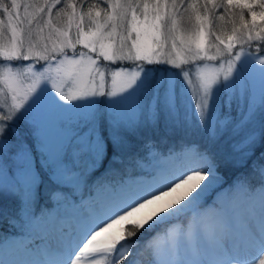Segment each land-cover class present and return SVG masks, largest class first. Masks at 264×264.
Instances as JSON below:
<instances>
[{"label":"snow or ice","instance_id":"6c2138e0","mask_svg":"<svg viewBox=\"0 0 264 264\" xmlns=\"http://www.w3.org/2000/svg\"><path fill=\"white\" fill-rule=\"evenodd\" d=\"M0 13V155L10 150L24 160L19 180L0 181V198L30 203L39 195L28 159L35 151L31 142L19 132L14 146L6 142L11 124L21 119L30 135L43 138L50 112L76 113L84 127L73 155L92 165L137 144L151 153L157 136L204 141L183 150L186 165L178 173L167 166L174 157L165 158L143 179L113 188L87 209L66 211L25 264H145V258L147 264H264V149L256 155L257 144H264V0H0ZM101 59L155 62L180 72L157 79L141 63L109 68ZM206 60L219 63L199 62ZM218 92L224 95L219 104ZM101 98L113 108L126 105L131 114L98 116ZM225 139L230 151L220 146ZM41 147L47 153L41 167L55 166L58 174L63 159L43 139ZM221 165L250 167L259 178L257 189L242 180L248 203L235 217L202 210ZM4 214L0 208V218ZM169 225L164 235L171 243L165 245L152 234ZM181 236L183 248L175 242ZM3 251L0 264H20Z\"/></svg>","mask_w":264,"mask_h":264},{"label":"rangeland","instance_id":"374dc122","mask_svg":"<svg viewBox=\"0 0 264 264\" xmlns=\"http://www.w3.org/2000/svg\"><path fill=\"white\" fill-rule=\"evenodd\" d=\"M222 11V10H221ZM21 12H23V9L21 8ZM53 12V16H54ZM2 16V15H1ZM94 27V26H93ZM228 29L231 31V25H227ZM182 29H188L190 28V25L187 23H183L181 25ZM87 30V28L85 29ZM229 31V30H228ZM135 34H133V37ZM10 38V34H9ZM70 38L75 40L76 39V30L75 27L70 32ZM226 38V37H225ZM211 39L214 41L215 37H211ZM118 40V37H117ZM255 44V42H254ZM129 43V47H130ZM240 45H236V50H239ZM247 47V45H245ZM264 49V46H263ZM77 51H87V49H83L80 45H77ZM166 51H171V45L169 43L168 48ZM214 52V49L212 50ZM71 54V53H69ZM173 55H175L173 53ZM160 59H165L166 57H159ZM157 57H153V61H155ZM28 62H35L34 60H30ZM200 63H208V64H218L219 61H199ZM27 63V62H24ZM40 63H36V67H40ZM100 63L102 65H105L109 68L116 67L119 65H123L126 67L131 68L135 63H141L145 67L146 70L149 72V76H155L157 79L160 78H167L173 73L178 74L180 72V69H177L175 67H171L166 64H157L153 62L152 64H148L147 62L144 61H120L116 60L115 62L113 61H103L101 59ZM185 68H190L191 65H185L183 66ZM255 67H259L258 65H255ZM182 79V77H179ZM29 80H25L24 83L27 84L29 83ZM99 81H97L98 83ZM258 83V81H257ZM49 91L51 89L49 88ZM224 99L223 92H218L217 93V104H219L222 100ZM96 106L98 108V113L97 115H103L106 120L110 118V115H115L119 114L122 118H127L131 112L130 109L126 105L122 106H117L113 108L112 106L109 105L107 98H101L100 100L96 101ZM232 115L236 116L237 112L235 109V105L233 106V111ZM21 122V123H20ZM28 125L26 122L21 119L17 122H13L10 126V130L8 133V136L6 137V142L8 148H11L14 146L13 140H16V133L19 131L21 135L27 136L28 139L31 140L30 137L34 138L35 141V152L37 154V158L34 156V152H29L28 154V159L32 164L33 167V172L36 174V184L39 186V195L34 196L32 198V201L29 203L24 200L23 197L20 199L12 198V197H7V198H0V208L4 209V213L9 216V219H4L6 220V223L9 224V226H13L14 230H18L19 232H13L9 233L11 236L8 238L6 242H1L0 243V248H3V255L5 259H12L14 261H19L20 264H25V258L24 256L17 255L19 254V248L16 245L17 240L27 237L32 234L34 231L35 227L39 225L41 229H43V226H45V223L47 221L54 219L56 216H63V214L66 211H74L75 207L77 206V200L81 201L83 198H89L91 195L87 194L88 191H92L95 194H105L107 191L105 190L106 186L102 183L104 179H107L109 177L114 178V180H111L110 184H117L115 187H119L121 184L126 183L130 180L138 179L140 178V173L142 171H146L150 169V165L146 164L147 163V158L152 162H155L157 166L161 165L164 161L165 158L168 157H174L175 151L178 149L184 150L186 147H191L194 144L201 143L203 144V139L199 135H190L186 137H170V138H163L160 136H157L152 140V144L155 145V147L152 148V152H145L143 150V145L142 144H137L135 147V150L132 152H123L120 153L118 156H108L105 162V167L108 173L109 177L102 176L100 175H94V170H93V165L90 163L89 159L87 157L82 158V162L80 165L77 166H72L67 159H64L66 157L67 149L70 148L71 152L74 151V146L75 143L78 140V134L81 133V129L84 127L83 121L78 116L76 113H64V112H58V111H52L50 112L45 120V127H44V133L45 137H37L28 134V132H24V129L28 131ZM257 135H259L258 129H259V120H257ZM30 135V136H29ZM42 139L44 140L45 143L48 144L49 149L52 153H59L60 157L63 160V163L61 165V171L54 175L53 172L50 174L48 171H51L47 165H43V162L46 158L47 153L44 155L41 154L42 152V147H41V142ZM170 143H172L170 145ZM176 143V144H174ZM181 145L179 148H172L170 146H176V145ZM170 145V146H169ZM221 148H223L226 151L231 150V144L227 143L226 139L222 140L220 142ZM263 144L258 143L256 146V152L261 149ZM184 148V149H183ZM174 150V151H173ZM62 154V155H61ZM179 155V154H178ZM153 156L156 158L154 159ZM166 162V161H165ZM15 163V165H13ZM24 160L21 156L17 155L15 152L6 150L2 155H0V181H2L4 184H8L13 181V178L19 180V171L21 169V166L23 165ZM11 164L13 167L11 168ZM98 166H95L97 165ZM164 164V163H163ZM94 167L97 169L100 165V160H97L96 164ZM223 166V165H221ZM220 166V170H221ZM55 169V166H54ZM124 169H127L126 173H122ZM233 170L236 168H232ZM219 170V171H220ZM133 171V172H132ZM128 172L133 173L132 178H129V176H123L122 180H118L120 177L117 174H127ZM217 175L220 177V185L217 186L216 189L211 191L210 193L207 194V196H204L202 199V204L203 206L206 205L210 206L207 207L206 209L202 210H207L210 208H214L218 212L225 213L228 211H236L240 209L241 207L247 206L248 200H244L240 195V185H241V179L235 180L234 184L228 185L225 179L222 177L220 172L217 173ZM97 179H100V186H98ZM114 182V183H113ZM95 189H94V188ZM112 187V186H111ZM98 188V189H97ZM103 188V189H102ZM72 189V191H70ZM94 189V190H93ZM100 189V190H99ZM238 191L236 195L233 197L239 196L238 198H235L234 202V207H231V209L228 208L226 202H228L227 196H229L230 190ZM96 190V191H95ZM98 191V192H97ZM222 192L220 196V200H216L215 195L216 192ZM76 194V196L74 195ZM107 195H110L109 193ZM40 196L47 197L48 199L52 197L54 208L48 212V218L44 220L38 219L36 207L38 204V200ZM75 196V197H74ZM74 197V198H73ZM231 197H229L230 199ZM208 201V202H207ZM206 202L208 204H206ZM12 203V205H10ZM231 203V202H229ZM231 205V204H230ZM15 206V208H14ZM223 206V207H222ZM15 209V210H14ZM227 210V211H226ZM19 213V220L17 221V218L15 220L12 219L14 217L15 213ZM11 216V217H10ZM15 218V217H14ZM2 218H0V227L3 225L1 223ZM11 220V222H9ZM29 221L32 222L31 227L29 226ZM187 228H185L186 230ZM28 231L26 234H22V232ZM15 233V234H14ZM26 235V236H25ZM162 244H169L171 243L165 237L161 238ZM12 243V246L10 250V245ZM28 261V260H26Z\"/></svg>","mask_w":264,"mask_h":264},{"label":"bare ground","instance_id":"6f19581e","mask_svg":"<svg viewBox=\"0 0 264 264\" xmlns=\"http://www.w3.org/2000/svg\"><path fill=\"white\" fill-rule=\"evenodd\" d=\"M245 15H247V14H245ZM180 157H181V154L175 155L174 159H170L167 161V166L169 168L170 174L178 173L186 165V161ZM146 160H147L146 164L150 165V169H148L144 172L142 171V173L140 174V178L134 179V180L143 179L145 173L151 172L152 169L157 166V164L155 162H153V161L151 162L148 158ZM163 161H164L163 163H165V159ZM219 170H218V172H220ZM219 185H220V181L213 184V186L208 189L207 193L204 196H207L208 193H210L211 191L216 189L217 186H219ZM105 186H106V188H105L106 190H110V186H108V185H105ZM183 191H184L183 188L177 189V191L175 193H172L169 197H165L162 201H158L155 205L150 206L149 210H151L153 208L160 207L161 205L165 204L167 201L174 199L177 195L181 194ZM221 193L222 192H220V191L216 192V195H215L216 200L217 199L220 200ZM107 194L100 196L99 194L90 193L89 195H91V196L89 198H83V200H81V201L77 200V206L75 207V210H79L81 208L87 209L89 206L93 205L94 203L105 199L108 196ZM226 204L229 205V202H226ZM245 208H246V206L241 207L240 209H238L236 211H228V214L232 217H235L237 214L243 213ZM60 217L56 216L54 219L47 221V223H45V226H43V229H41V227H39V225H38L37 227H35V229L31 235L19 239V241L17 240L16 244L14 245V247H16V245H17L19 248V251H18L19 254H17V255L24 256L25 262H26V260H28V261L31 260L32 259L31 253H33L35 251L36 246L38 244H41L43 242V238H46L49 236V234L53 231L54 227L59 223ZM175 242L178 245H180L181 248H183L184 246L187 245V239L185 236H181ZM9 245H10V250L13 249V248H11L12 243ZM85 264H86V262H85Z\"/></svg>","mask_w":264,"mask_h":264},{"label":"trees","instance_id":"16d2710c","mask_svg":"<svg viewBox=\"0 0 264 264\" xmlns=\"http://www.w3.org/2000/svg\"><path fill=\"white\" fill-rule=\"evenodd\" d=\"M77 7H79V5H77ZM105 7H106V5H105ZM221 11V10H220ZM54 14H55V11H54ZM1 15H3L2 13H0V16ZM227 29H228V27H227ZM229 30V33H230V29H228ZM261 54H264V49H263V46H262V48H261ZM21 123V122H20ZM19 131H21V130H19ZM18 131V132H19ZM24 132H28V131H26V129H24ZM29 134V133H28ZM28 136V135H27ZM27 136H25V138H26V141H30L31 142V148H35V141H34V138H32V137H30L31 138V140L30 139H28L27 138ZM30 136V135H29ZM13 141H15V140H13ZM172 143H170V145H171ZM174 144H176V143H174ZM198 144H201V143H198ZM169 145V146H170ZM181 145L179 144V145H176V146H170V147H172V148H179ZM262 149H264V144H263V146L261 147V149H259L257 152H256V155H258L259 154V152L262 150ZM73 152L74 151H72L71 152V149L70 148H68L67 149V153H66V158L64 157V159H67V161H69L70 162V164L74 167V166H77L78 167V165H80L81 164V162H82V158H80V159H78V158H76L74 155H73ZM62 155V154H61ZM110 155V157L112 156L111 154H109ZM108 155V156H109ZM34 156H35V158H37V154H36V152L34 151ZM108 156L104 159V161H103V163H101L100 162V165H99V167L97 168V169H95L96 167H94V165L92 166L93 167V170H94V175H102V176H106V175H108V173H104V172H107L108 170H106V167L104 166L105 165V162H106V159L108 158ZM63 159V160H64ZM9 165H11V164H9ZM13 165H15V163L13 164ZM95 166H98V164L97 165H95ZM13 166L11 165V168H12ZM49 168V167H48ZM50 169V168H49ZM55 171V169H54V166H53V168L51 169V171H48V173L50 174L51 172H54ZM127 171H129V170H127V169H124L123 170V172L122 173H126ZM133 172V171H132ZM121 173V174H122ZM121 174H117V175H119L120 177L119 178H122L123 176H126V175H131L132 173L131 172H128L127 174H123V175H121ZM220 174L222 175V177L225 179V181L227 182V184L228 185H232V184H234V182H235V180H237V179H241V182H242V180H244L245 178L246 179H248L249 181H251L252 182V184H253V188L254 189H257V188H259L260 187V184H259V182H258V180H259V178L257 177V176H255V175H252L251 174V169H250V167H245V168H236V169H232V168H225L224 166H221V170H220ZM106 177H109V176H106ZM108 180H113L114 178H111V177H109V178H107ZM105 180V179H104ZM101 180L100 179H97V182L99 183ZM70 191H72V189L70 190ZM73 192V191H72ZM231 193V192H230ZM238 193V191H236V194ZM74 195H76V194H74ZM231 195V194H230ZM239 195H240V193H239ZM232 197L231 198H234L233 196H234V194H232L231 195ZM10 205H12V203L10 204ZM53 206H54V204H53V200H52V197H50L49 199H48V196L47 197H44V196H40V198H39V200H38V204H37V207H36V211L35 212H37V216L39 217V216H44L46 213H47V211H49V210H51L52 208H53ZM14 208H15V206H14ZM15 210V209H14ZM15 216V218L14 217H12V219L13 220H15L16 218H17V215H18V218H17V221L19 220V213H15L14 214ZM11 217V216H10ZM4 219H9V216L7 215V214H4L3 215V218H2V220H1V223L3 224V225H1V227H0V240H2L3 238H5L9 233H13V232H19L18 230H14L13 228V226H9V224H7L6 223V220H4ZM187 223H188V221H187V219H184V221H183V226H184V228L186 227V225H187ZM177 226H179V223L177 224ZM170 227H172V225H169V226H167V227H161V229L159 230V232L158 233H154V234H152V235H159L161 238L162 237H164L165 235V232H167L168 231V228H170ZM15 234V233H14ZM142 241H143V239H145L144 237H141L140 238ZM145 264H147V261H146V258H145Z\"/></svg>","mask_w":264,"mask_h":264}]
</instances>
